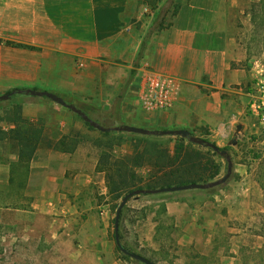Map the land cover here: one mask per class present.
<instances>
[{
    "label": "crops",
    "instance_id": "crops-1",
    "mask_svg": "<svg viewBox=\"0 0 264 264\" xmlns=\"http://www.w3.org/2000/svg\"><path fill=\"white\" fill-rule=\"evenodd\" d=\"M211 1L175 0L176 22L149 42L121 96V122L152 130L187 129L218 145L247 136L250 94L244 88L250 72L235 39L220 24L202 19L206 11L220 13L218 0ZM143 10L142 0H0V95L23 91L12 94L8 104L0 102V184L13 193L6 207L23 218L25 227L39 228L44 221L53 232L54 223L65 226L83 214L95 224L97 211L103 223L107 220L106 141L121 137L128 144L130 137L91 129L66 107L24 90L48 91L64 100L80 91L95 106L108 104L110 111L108 98L121 91L125 70L137 59ZM151 75L171 81L174 102L137 118ZM11 110L17 114L6 117ZM149 138L158 151L149 153V176L179 166L185 153L179 147L187 139ZM241 191L249 194L250 189ZM165 194V213L182 232L174 247L180 256L195 257L191 264H264V236L248 221L235 226L229 210L227 215L212 211L213 196L204 189Z\"/></svg>",
    "mask_w": 264,
    "mask_h": 264
},
{
    "label": "rangeland",
    "instance_id": "rangeland-1",
    "mask_svg": "<svg viewBox=\"0 0 264 264\" xmlns=\"http://www.w3.org/2000/svg\"><path fill=\"white\" fill-rule=\"evenodd\" d=\"M186 2L188 0H183V3ZM211 2L214 4L215 1ZM216 2L220 3V13L208 15L206 11L202 19H206L205 22L212 20V23L220 24L228 37L234 38L239 44V49L245 57L243 65L250 72V81L244 89L250 94L246 113L249 115L248 123L251 128L247 136L233 138L229 143L222 145H218L202 133L195 135L213 142L220 149H225L233 164L231 176L225 183L204 190L213 196L212 211L221 215L230 213L238 228L242 224L246 226L245 223L248 221L252 231L264 236V0ZM143 4L145 10L142 11L138 25L141 43L137 59L132 65L133 68L125 70L127 81L121 91L116 96L108 98L111 110L106 111L103 105H93L91 98L87 100V96L82 95L80 91L74 92L73 96L65 95L67 103L73 104L89 118L106 127L131 125L120 121L121 96L134 79L137 72L135 68L140 66V60L147 53L149 42L156 41L166 28L176 22L175 0H161L154 5ZM200 15L197 14L196 19ZM10 97L7 100H0L1 103L6 101L1 105L8 104ZM138 112L137 118L140 116L143 118L145 112L149 113L141 104ZM12 113L15 115L17 111H7L6 117ZM75 117L82 120L77 114ZM133 120L139 124L142 119ZM143 128L149 129V126ZM234 131L236 132L235 129ZM112 133L128 135L130 138L128 144L121 137L106 141L107 151L102 162L112 173V177L107 180L110 201L107 220L103 223L100 211H97L94 217L95 224L87 222L89 216L83 214L65 226L54 223L53 232L47 231L44 221L40 223L39 228L25 227L23 218L6 207L10 197L13 198V193L9 194L7 188L0 184V264H142L131 258L130 260L122 258L115 245L113 220L116 208L125 194L133 190H149V153L158 151L156 152L149 142L151 141L149 135L107 132L108 136ZM113 149L116 150V154L113 153ZM181 150L198 154L204 164V167L202 165L197 170L204 180L199 183L215 181L225 174L226 159L211 148L187 141L186 145L181 146ZM242 187H249V194H243ZM165 197H167L165 193L130 197L120 215V242L129 251L138 253L155 264H191L195 257L180 256L174 247L173 240L180 238L182 232L165 213ZM242 201H245L244 205L241 204ZM55 216L59 217L56 214ZM243 217L246 218L241 220ZM81 229L82 232L79 233Z\"/></svg>",
    "mask_w": 264,
    "mask_h": 264
},
{
    "label": "water",
    "instance_id": "water-1",
    "mask_svg": "<svg viewBox=\"0 0 264 264\" xmlns=\"http://www.w3.org/2000/svg\"><path fill=\"white\" fill-rule=\"evenodd\" d=\"M22 90H17V91H11L9 93H6L4 95L0 96V100H7L12 94L14 93H22ZM25 93L35 95V96H44L49 98L50 100L56 102L59 105H62L63 107H66L67 109L71 110L75 114L81 117L83 121L88 123L90 126L102 131V132H110V131H119V132H128V133H134V134H139V135H175L179 136L181 138L187 139L189 142L198 144L201 146L209 147L211 148L214 152L219 153L221 156H223L226 159L227 162V168L225 174L212 182L208 183H188L184 185H174V186H169V187H161V188H156V189H139V190H133L125 194L120 203L118 204L115 215H114V220H113V226H114V240H115V245L118 247V249L124 254L129 256L131 259L140 262L142 264H155L148 258L127 250L125 247L120 242L119 238V220H120V215L123 207L125 206L126 202L128 199L132 196H136L139 194H158V193H167V192H176V191H183V190H190V189H209L213 188L216 186H219L223 183H225L229 177L231 176L232 173V160L229 155V153L225 149H220L218 146H216L214 143L207 141L203 138L197 137L192 135L187 129H165V130H152V129H147L143 127H138V126H133V125H119V126H114V127H105L103 125H100L99 123L95 122L91 118H89L82 110L78 109L75 107L73 104L67 103L62 97L57 96L54 93L48 92V91H37L34 89H26L24 90ZM105 109H108V106H105ZM240 130V126H237V131ZM235 144V141L232 142Z\"/></svg>",
    "mask_w": 264,
    "mask_h": 264
},
{
    "label": "trees",
    "instance_id": "trees-1",
    "mask_svg": "<svg viewBox=\"0 0 264 264\" xmlns=\"http://www.w3.org/2000/svg\"><path fill=\"white\" fill-rule=\"evenodd\" d=\"M159 1L161 0H142L143 3L149 5H154ZM263 40H264V32H263ZM6 44L16 47L21 46L10 42H7ZM86 124L89 125L88 123ZM179 150L181 151V147H179ZM202 165L204 167V164L202 163L198 154L185 152L182 159L179 162L178 167H174V168L171 167L169 171L163 174L160 175L154 174L149 177V183H148L149 189L203 182L204 180L202 178V175L197 173L198 172L197 170H199V168L202 167ZM111 174L108 175V178L112 177ZM121 256L123 259L130 260V257L124 255L122 252H121Z\"/></svg>",
    "mask_w": 264,
    "mask_h": 264
},
{
    "label": "built area",
    "instance_id": "built-area-1",
    "mask_svg": "<svg viewBox=\"0 0 264 264\" xmlns=\"http://www.w3.org/2000/svg\"><path fill=\"white\" fill-rule=\"evenodd\" d=\"M175 91L169 79L151 75L146 79L139 102L146 111L167 110L173 105Z\"/></svg>",
    "mask_w": 264,
    "mask_h": 264
}]
</instances>
